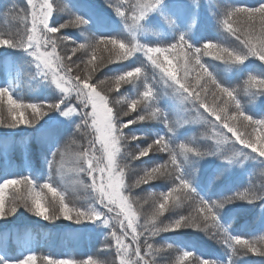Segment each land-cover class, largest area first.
Here are the masks:
<instances>
[{"label":"snow or ice","instance_id":"obj_1","mask_svg":"<svg viewBox=\"0 0 264 264\" xmlns=\"http://www.w3.org/2000/svg\"><path fill=\"white\" fill-rule=\"evenodd\" d=\"M201 8L200 0H105L103 9L94 0H25L24 6L12 3L5 8L3 16H10L18 26L15 31H0V49L22 53L33 78L38 77L37 83L52 89L53 96L40 103H24L15 93L14 74L20 71V60L13 59L10 67L0 61V66L12 73L11 80L0 86V128L34 129L49 148L45 158L48 174L43 183L42 177L34 174L17 176L8 170L0 171V220L7 222L22 208L43 221L62 218L90 230L106 229V239L110 238L106 248L115 252L119 264H155L160 249L152 239L162 232L179 236L185 229L202 231L218 239L228 250L227 258L218 261L196 255L190 242L176 239L174 243L180 253L176 264H236L237 255L264 257V234L241 235L231 231V221L251 212L259 218V231L264 233V203H260L264 201V183L224 191L238 158L264 165V118L248 114L252 109L264 112V71L251 74L250 67V58L264 66V0H255L253 4L232 0L222 11L210 13L209 19L239 42L237 47L212 43L206 38ZM68 28L78 29L84 42L70 40L62 32ZM90 31L94 33L92 37L85 35ZM69 42L74 46L68 48ZM98 51L108 53L107 62L142 55L171 92L156 90L142 66L112 78L114 86L100 88L105 81L92 78L106 62L100 57V63H94ZM78 52L90 54L86 62L81 57L73 59ZM206 56L225 67L218 69L204 60ZM223 72L249 74L240 88H234L222 78ZM142 74L143 91L138 90L130 99L118 100L116 103H123L126 109L117 110L108 93L118 91L122 83L139 80ZM241 92L247 97L244 103L239 98ZM166 97L173 104L179 101L187 111H195L199 122L212 128L215 150L205 152L195 141L180 140L178 130L193 121L173 119V107L168 111L161 107V103H167ZM138 106L144 114L132 118L130 113L136 112ZM124 117L129 119L125 121ZM145 120H158L166 134H156L150 143L142 141L146 146L138 144L137 152L125 153V143L140 137L135 134L129 137L124 130ZM78 133L88 135L87 146L73 153L75 170L91 181L86 187L92 196L86 205L66 201L64 192L54 186L56 176L62 172V166H57V156L63 161L75 141L65 144L63 150L58 145L65 137ZM229 144L233 148L230 155L223 150ZM150 152L167 153L168 159L145 169L134 185L127 184L128 165L122 161L148 157ZM205 157L213 158L207 161L210 170L201 164ZM160 178L170 179L173 186L153 195L151 217L142 223L131 190ZM194 185L203 188L205 194L201 195ZM213 189L219 193L215 199L211 195ZM49 194L51 199L47 198ZM185 205L192 211L179 213L167 223L160 221L165 211ZM222 211L229 214L227 224L222 222ZM8 238L9 233L0 232V264H38L31 251L21 256L9 255ZM22 240L28 245L32 237L25 233ZM39 264L101 262L91 256L77 261L44 255Z\"/></svg>","mask_w":264,"mask_h":264},{"label":"trees","instance_id":"obj_2","mask_svg":"<svg viewBox=\"0 0 264 264\" xmlns=\"http://www.w3.org/2000/svg\"><path fill=\"white\" fill-rule=\"evenodd\" d=\"M2 1V0H0ZM21 1V0H20ZM202 4L201 10H204L208 12V15L204 17L206 24L204 27V33L208 40H210L212 43H220L228 47H237L239 42L235 40L233 36H231L223 27H220L216 24V22L212 19H209L210 14L212 11H222L224 7L231 3L232 0H201ZM241 3H247V4H253L255 3V0H240ZM94 3L101 9L105 7V0H94ZM217 5H221V9H216ZM10 16L7 18V28L5 30H14V27L17 26V22L14 19H9ZM9 19V20H8ZM6 22V21H5ZM3 22V24L5 23ZM62 22V21H61ZM92 33L93 32H89ZM94 34V33H93ZM80 35L81 34H77ZM78 43H83V41H78ZM13 49H11L12 51ZM1 53V52H0ZM13 53L16 56V59L20 60V68L25 69V64L22 59H20V56H17V51L13 50ZM90 55V54H89ZM251 64L250 67L253 69L251 74H257L261 71H264V66L261 65V62L258 60H255V58H250ZM205 61H209L215 65L218 66V69L222 70L225 66L220 61H214L211 57H204ZM248 63V62H246ZM114 66H120L118 71L116 73H112L111 75L107 76L110 79L114 78L115 76L122 74L125 71H130L134 67L142 66L143 72L147 74L148 82L154 85L155 89L160 92H168L170 93L171 90L167 89L166 86L163 84L162 81H160L158 73H154L152 67L150 64L147 63L145 58L140 55L136 54L133 57H130L128 60L124 61H118V63L105 65L104 67L100 68L96 75H93V81H100L103 80L102 74L105 73V71L110 69ZM150 69V73L148 71ZM109 72V71H108ZM248 72H245L243 74L236 73L233 75L232 72H223L222 78L229 84H231L234 88H240L244 81L247 79ZM20 76L25 81L28 76L24 75V71H21ZM113 80V79H112ZM27 82V81H26ZM108 86H113V83H109ZM101 88V86H100ZM50 89H47V91ZM143 91V74L141 78L137 81H133L131 83H122L121 87L118 91H116L121 99L127 98L130 99L134 97L137 93V91ZM50 93H53L52 90H50ZM30 98V96H27V98ZM242 103H244L247 100V97L243 95L241 92L239 96ZM110 101L113 100L112 96L109 95ZM166 100L168 97L165 98ZM34 103H40L39 100H33ZM208 102L211 104L212 99L211 96L208 98ZM32 103V102H29ZM161 107L164 108L165 111H168L170 107H173L172 110V118L177 120V113L178 109L181 108L179 101H176L175 104H173L171 99H168L167 103H161ZM191 107V106H190ZM126 105H123V103L120 105L119 110H125ZM195 111H193L194 113ZM201 112H203V109H201ZM138 114H144V112L141 110V108L138 106L136 112H131L130 116L132 118H135ZM248 114H253L255 118H264V112H261L259 109H252L249 111ZM206 116L207 113H204ZM199 117V116H198ZM129 117H124V120L127 121ZM209 119H214L213 117H209ZM126 135L131 137V135L135 134L138 137H140L139 140L132 141L129 139L125 143L124 152H137V145L139 144L141 147L146 146L145 143H142V141H147L150 143L152 139L155 138L156 134H166V129L162 123H160L158 120H145L140 121L136 124L129 125L128 129L124 130ZM226 131V130H225ZM251 131V129H249ZM82 135V134H81ZM231 137V134H228ZM83 136V135H82ZM178 136L181 141L189 142V141H195V144L197 147H199L202 151L208 152L215 150L217 148V145L215 143V140L211 138L212 136V128L204 124L202 122H199V126H193L190 125L185 128H181L178 130ZM73 137H65L64 140L61 141L60 145L58 147L61 148V150L64 149V146L67 142V140L71 141ZM232 140H234V137H231ZM82 145L81 143H79ZM236 147H240L239 144L236 145ZM74 148V145L68 148L67 153ZM223 150L226 154H231L233 151V148L231 147V144L224 145ZM66 153V154H67ZM36 154V153H35ZM168 159L167 153H154L150 152L148 157H140L137 160H132L130 157L127 158L125 161H122L123 163H127L126 168V183L129 185H134L136 179L138 176L143 174V171L145 169H150L153 166H156L165 160ZM73 160V158H72ZM17 161V160H15ZM18 164L15 165H4V163L0 162V171L8 170L10 171L11 175H30V174H36L37 176L42 177L41 183L44 182V179H46L48 172L42 173L40 170H38V164H34L31 166V170L27 172L25 168H22L19 166V160L17 161ZM201 164L205 169H209L208 164H205V160L201 161ZM242 169V171L234 172L231 177L227 180V186L225 187V192H231L232 190L236 188H240L243 190L244 188H247L251 184L256 185L257 187L264 183V165H261L259 161H250L246 160V165ZM210 170V169H209ZM13 171L16 172V174L13 173ZM39 171V172H38ZM18 172V173H17ZM27 172V174H26ZM63 175V176H62ZM90 179L81 173H78L75 170L74 162L73 164L65 163L62 165V172L60 175L56 176V179L54 181V186L58 187V190H62L66 196V201L70 200L73 203L77 205H86L90 202V198L92 196L91 191L86 187L88 184H90ZM173 184L170 179L168 178H160L156 180L149 181L146 184H141L139 187H133L131 190L132 198L136 200V204L134 207L138 209L139 215L141 216V222L143 223L144 220L150 219L153 207H152V197L155 194H159L161 191H167L168 188L172 187ZM197 187V191L200 192L201 195L205 194V190L201 188L198 185H194ZM219 193L216 191V189H213L211 195L213 199L216 198V196ZM48 199H51V195L49 194ZM260 203H264V201H261ZM242 206V205H237ZM232 206H229L231 208ZM250 207V206H249ZM192 211V208L188 205H185L183 208L180 209H172L170 208L168 211H165L164 214L159 218L160 221L163 223H167L170 219L174 218L175 215L179 213L188 214V212ZM30 213H28L24 209H19L17 214L7 219V222L4 220H0V232H7L12 233L14 229L22 230V228H25L26 225L30 224L31 229L33 232H38V225L34 223V220L32 219V216L30 217ZM222 216L225 224H227L229 214L227 212L222 211ZM51 225L53 227H57L59 229H62L63 227H71L72 230L69 231L72 234H77L82 232L79 228L82 227L81 225H76L72 221H68L65 223L64 221L56 220L52 221ZM58 229V230H59ZM98 230V229H96ZM260 222L259 218L255 215V213H242L238 215L233 221H231V231L233 234H241V235H249L252 233H255L256 235H262L264 233H261L260 231ZM102 236H98L94 233V231L88 232V238H89V246L85 248L77 247L76 244L69 240L67 237L62 238L60 235H58L57 239H51L48 240L47 238L43 239L41 242H37L34 246V253L38 258V264L41 257L44 255H49L52 258L57 259H74V260H86L89 256H91L94 260H98L101 262V264H119V260L115 255V252L113 250H109L106 248V244L110 242V238L106 239L108 236L107 230H101ZM80 238L84 239L86 235V231L82 233ZM176 239L184 240L186 242H190V245L193 247V250L195 251L196 255H202L205 258L214 259L218 261H224L227 258V248L220 242H218V239H213L210 237L208 233L198 231L195 229H185L182 230L179 234V236H175L172 233H160L158 236L154 237L152 239V243H154L155 247L157 249H160L155 255V264H176V259L178 255L180 254L176 250V245L174 241ZM172 244L173 247L169 248L168 245ZM7 245L10 246V252L11 255L18 256L15 253V248L13 247V236L12 234L9 235V238L7 240ZM12 250V251H11ZM236 260V264H264V257L255 256L253 254H248L247 256L243 255H237L234 257Z\"/></svg>","mask_w":264,"mask_h":264},{"label":"rangeland","instance_id":"obj_3","mask_svg":"<svg viewBox=\"0 0 264 264\" xmlns=\"http://www.w3.org/2000/svg\"><path fill=\"white\" fill-rule=\"evenodd\" d=\"M12 3H15L19 6H24L25 0H21V1L20 0H2L0 1V31H4V29L7 28L8 26L6 24L7 18H5L2 13L5 10V8L7 6H10ZM216 9H221V5L220 6L217 5ZM207 15H208V12L201 10L202 18L206 17ZM9 19H11V17ZM64 19H67V17L65 16ZM3 22L5 23L3 24ZM17 26L14 27L13 31L16 30ZM62 32L66 35H69L70 40H75L76 43H78V41L80 40L84 42L83 36L77 35V34H80L78 29L68 28V29H63ZM85 35H87L88 37H92L93 33L91 35V33L87 32L85 33ZM73 46L74 45L71 42H69L67 45L68 48H71ZM63 48H64V45L61 46L60 50L62 51ZM13 50L11 51V49H8V50L0 49V52H1L0 61L3 62V65L5 67H10L13 59H16V56L13 53ZM16 54L17 56H20V59L24 60L22 53L17 52ZM89 56H85L83 52H78L76 56L73 57V59L75 60L77 59V57H81L86 62ZM100 57H104L106 61L102 67H104L105 65L118 63V61L116 60H113L112 62H107L108 53L103 52V51L97 52V60L94 61V63L99 64ZM102 67H99L93 73V75H96L97 71ZM119 68L120 66L111 67L109 70L107 69L105 73L101 75L103 76V80L105 81V84L101 85V88H104L106 90L109 87L108 86L109 83H113V86H114V81L107 76L111 75L112 73H116V71H118ZM21 71H24L25 76H28V78L25 81L20 76ZM148 71L150 73V69H148ZM80 74L81 75L84 74V64H81ZM14 75H16V80H15L16 96L20 97L24 103H29V102L34 103L33 100H39V102H41L42 100L52 98L53 93H50V90L52 89L47 91V89L49 88L42 87L41 84L37 83L36 81L39 78L38 77H36L35 79L33 78V72L28 68L26 64H25V69L20 68L19 73L14 74ZM11 78H12V73L6 72L3 69V67L0 66V86H4L5 82L10 81ZM114 94H117L116 90H113L112 92L108 93V96L109 95L112 96L113 100H111V102L115 104L116 109L119 110V107L122 103H116V102L118 100H121V98L119 95H114ZM27 96H30V98L29 97L27 98ZM188 108H190V105H188ZM49 115H52V114L50 113ZM177 115H178L177 120L188 119V120L193 121V123L185 124L182 128L188 127L190 125L199 126V117L196 112L193 113V111H187L183 107H181L178 109ZM45 119H47V117H45ZM43 122L44 121H41V124H43ZM37 128H39V125L37 126ZM71 140L75 141L74 144H71V146L74 145L75 149L72 148L69 154L67 153L65 155V157L63 158V161H61L60 157L57 156V166H62L65 163L73 164V160H72L73 153L80 150L82 146H85V147L87 146L88 135L87 133H78ZM79 143H81L82 145H80ZM66 144H70V141L67 140ZM48 155H49V148L46 144L42 143L41 140L38 138L36 130L27 128L26 126H21L20 129H16V130H7V129L0 128V162L4 163V165H7V166L15 165L16 166L18 164L17 161L19 160V164H20L19 166H21L22 168H25V170L29 172L31 170V166L37 163L38 170H40L44 174L45 172L46 173L48 172V168L45 163V158ZM212 159H213L212 157H205V164H208L207 161H210ZM238 160L239 162L232 166V174L236 171L237 172L242 171V169L245 167L244 165H246V159L241 157V158H238ZM214 163H224V162L214 161ZM13 173L16 174L15 171H13ZM30 215L32 216V219L34 220V223L38 225V232H33L30 224H28L25 226V228H22V230L19 231L17 229H14L13 232L10 233L13 236V247L15 248V253L18 256L25 255L29 251L33 252L35 244L37 242L43 241V239L45 238H47L48 240H51V239L54 240V239H57L58 235H60L62 238L67 237L69 240H72L76 244L75 246L85 248L89 246V238H88L89 231H94V233L98 236L103 235L102 232L99 231V229L90 230V229L83 228V227L79 228L82 232L77 233V234H72L69 232L72 230L71 227H63L62 229H59L57 227L55 228L51 225L52 221H43L42 219L37 218L32 214ZM61 220L64 221L65 223L68 222V220H64L62 218ZM85 231H86V235L84 236L85 238L81 239L80 237L84 235L82 233H84ZM25 233H28L31 235L32 237L31 244H28V245L23 244L22 238ZM7 247L8 249H10V246L7 245ZM8 254L11 255V253H8Z\"/></svg>","mask_w":264,"mask_h":264}]
</instances>
